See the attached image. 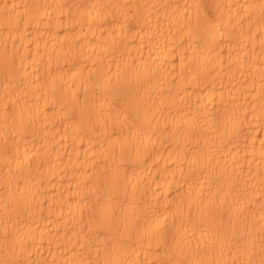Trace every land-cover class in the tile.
<instances>
[{
    "label": "bare ground",
    "instance_id": "bare-ground-1",
    "mask_svg": "<svg viewBox=\"0 0 264 264\" xmlns=\"http://www.w3.org/2000/svg\"><path fill=\"white\" fill-rule=\"evenodd\" d=\"M0 264H264V0H0Z\"/></svg>",
    "mask_w": 264,
    "mask_h": 264
}]
</instances>
